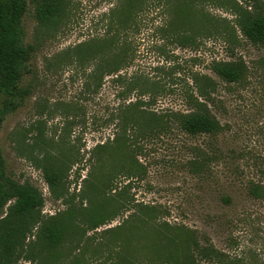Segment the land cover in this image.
<instances>
[{
  "label": "rangeland",
  "instance_id": "rangeland-1",
  "mask_svg": "<svg viewBox=\"0 0 264 264\" xmlns=\"http://www.w3.org/2000/svg\"><path fill=\"white\" fill-rule=\"evenodd\" d=\"M235 4L264 10V0H63L43 26L28 0L29 94L1 125L0 148L7 176L44 206L17 264H164L179 255L177 226L193 231L196 264H264V47L242 35ZM239 60L238 84L212 70ZM199 75L217 84L215 136L165 115L188 111ZM46 169L60 173L53 189ZM53 223L56 246L40 238Z\"/></svg>",
  "mask_w": 264,
  "mask_h": 264
},
{
  "label": "trees",
  "instance_id": "trees-1",
  "mask_svg": "<svg viewBox=\"0 0 264 264\" xmlns=\"http://www.w3.org/2000/svg\"><path fill=\"white\" fill-rule=\"evenodd\" d=\"M31 1L36 4V17L43 26H48L58 17L63 3V0ZM235 6L242 18V35L253 45L264 47V10L256 6L254 13L243 14L241 7L237 4ZM27 10L28 0H0V127L10 114L23 106L29 94L28 90L20 88L34 53V48L25 44L23 20ZM188 41L185 39L182 44ZM212 70L227 84H238L247 74V67L242 60L216 62L212 65ZM192 79L195 92L185 94L188 111H170L165 115L176 122L181 131L191 136L218 135L223 127L208 107V103L214 100L212 94L217 91V84L206 76H194ZM44 177L51 189L59 184L60 173L56 169H46ZM10 203L13 205L9 208L8 215L0 219V264H17L16 251L23 247L44 206L42 194L37 188L28 183L20 184L7 176L6 162L0 148V218ZM144 208L158 212L154 205H146ZM103 220V217L94 219L91 222L92 228L101 227L105 224L101 223ZM58 224L53 223L40 235L51 246L58 245L62 239V230ZM165 225L170 227L167 223ZM173 228L183 239L180 243L176 239L170 241L176 245L174 250L179 255L167 258L164 264H196L192 249L199 248V244L193 231L184 226ZM198 251L203 259H212L216 255L209 248Z\"/></svg>",
  "mask_w": 264,
  "mask_h": 264
}]
</instances>
